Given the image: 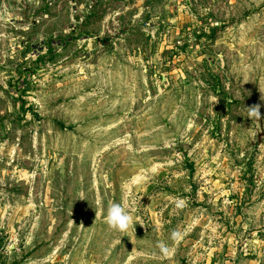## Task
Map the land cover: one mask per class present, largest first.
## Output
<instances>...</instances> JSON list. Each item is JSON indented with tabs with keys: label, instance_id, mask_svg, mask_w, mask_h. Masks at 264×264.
<instances>
[{
	"label": "rangeland",
	"instance_id": "rangeland-1",
	"mask_svg": "<svg viewBox=\"0 0 264 264\" xmlns=\"http://www.w3.org/2000/svg\"><path fill=\"white\" fill-rule=\"evenodd\" d=\"M260 89L264 0H0V264H264Z\"/></svg>",
	"mask_w": 264,
	"mask_h": 264
},
{
	"label": "clouds",
	"instance_id": "clouds-1",
	"mask_svg": "<svg viewBox=\"0 0 264 264\" xmlns=\"http://www.w3.org/2000/svg\"><path fill=\"white\" fill-rule=\"evenodd\" d=\"M261 93L264 94V89H260ZM261 99L264 100V95L261 96ZM261 105L256 104L250 107H247V116L251 120H260L261 119ZM183 201H180L177 204V207H182ZM99 213L96 212V216ZM104 223L108 226L109 229L119 232H127V230L133 226V217L130 214L129 210L125 206L123 200L120 203L109 202L106 214L104 215ZM183 238V233L178 230H173L170 239L173 241V244H178ZM158 248L163 256L167 257L169 252L172 250L171 247L165 242L161 241L158 243Z\"/></svg>",
	"mask_w": 264,
	"mask_h": 264
}]
</instances>
